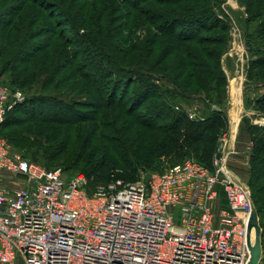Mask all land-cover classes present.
<instances>
[{
    "label": "trees",
    "instance_id": "trees-1",
    "mask_svg": "<svg viewBox=\"0 0 264 264\" xmlns=\"http://www.w3.org/2000/svg\"><path fill=\"white\" fill-rule=\"evenodd\" d=\"M149 1L153 6L145 9ZM239 1H245L248 23L260 20L255 37L246 36L247 83L264 85V0ZM104 2L102 33L87 27L91 19L85 4L77 6L78 0H0V74L10 69L12 83L24 87L46 71L42 90L55 82L68 93L86 96L70 102L44 95L24 97L6 113L0 131L13 128L11 137L20 134L17 128L39 123L45 133L38 136L45 142L36 144L45 155L86 168L85 177L94 180L115 167L125 173L126 166L149 171L177 163L200 149L203 160L208 159L216 150L220 128L228 123L212 106L217 102L226 107L227 97L221 56L228 46L229 26L217 0ZM55 10L70 18L72 29L86 31L80 38L87 46L77 51L88 52L83 61L57 44L56 27L62 24L53 16ZM140 26L152 28L148 34L153 36L143 44L124 33ZM190 98L200 100L210 113L190 118L181 105ZM253 102L264 114V93ZM79 124L86 126L80 130ZM247 131L253 140L248 184L264 244V127L249 125Z\"/></svg>",
    "mask_w": 264,
    "mask_h": 264
},
{
    "label": "built area",
    "instance_id": "built-area-1",
    "mask_svg": "<svg viewBox=\"0 0 264 264\" xmlns=\"http://www.w3.org/2000/svg\"><path fill=\"white\" fill-rule=\"evenodd\" d=\"M23 98L0 88V125ZM226 142L214 169L186 159L89 194L83 174L65 179L0 136V264H247L258 216L248 181L223 162Z\"/></svg>",
    "mask_w": 264,
    "mask_h": 264
},
{
    "label": "rangeland",
    "instance_id": "rangeland-1",
    "mask_svg": "<svg viewBox=\"0 0 264 264\" xmlns=\"http://www.w3.org/2000/svg\"><path fill=\"white\" fill-rule=\"evenodd\" d=\"M105 0H78L77 6H81L82 4H85V13L86 16L90 17L91 22L87 21V27L91 29H95L98 31H101L103 33V25H104V13L102 14L101 9L103 8L105 10V6L107 3L104 2ZM219 10L221 11V15H223L227 19V24L229 26L228 30V46L226 51L221 56V65L223 69L225 70V73L227 75V85L226 90H228V82L231 79V76H239L240 83H241V76L243 75L244 78L242 81V84L239 85L241 88V92H243V102L246 107L247 113L250 112V115H242V122L244 124L245 130H247L249 125H256L259 127H264V114H262L263 107H258L254 104V99L264 93V85L261 83H247L246 73H247V66H248V60L250 58V54L248 52L247 46H246V36L251 35L255 37L256 30L258 29V25L260 24V20H252L250 23H248V14L244 11L245 9V1H239V0H217ZM153 6V3L151 1L146 2L145 9H150ZM162 7H165V5H162ZM161 7V8H162ZM65 9H68V7L65 6ZM218 10V8H217ZM53 12V11H52ZM53 16L58 17L60 19V25L59 27H56L57 32V38L59 40V43L63 47L67 48L68 50L72 51L73 55L77 56L78 60L83 61L85 56H89L88 52L86 54H78L77 51L79 49H85L86 44L83 40H81V36L86 34V31H83L82 29H72L74 28L72 24L70 23V18L66 16L65 14L61 13L58 10H55L53 13ZM85 16V17H86ZM150 27V26H149ZM148 27V31L149 28ZM145 26H140L137 28V30L133 31L131 34L129 30H125V35L128 37V34L132 37L133 41L134 39L141 43H145L146 37L151 38L153 35H149L148 31ZM95 36V35H94ZM106 41L107 38L105 39ZM37 41H34V44H36ZM79 48V49H78ZM79 52V51H78ZM52 59V55H51ZM254 75L257 76V73L259 71L254 70ZM45 72H42L38 74L35 82L31 86H20L18 84H14L11 81L12 75L11 70L8 69L2 74H0V88L6 89L8 91L12 90H20L25 98H30L37 95H44V96H53L56 97L64 102H70L72 100H79L82 101L86 98V96H82V94H77L76 92H67L66 87L57 88L55 85V82L46 88L45 90H42L41 85L44 82L45 79ZM260 75V73H259ZM229 77V79H228ZM236 80L232 79L231 81V87L232 90L235 91L236 87ZM238 86V87H239ZM235 87V88H234ZM240 91V89H239ZM48 98V97H47ZM24 99V98H23ZM52 102V101H49ZM62 105V104H61ZM61 105H58L59 109L61 108ZM181 105L185 109L187 113H192V118L200 117L201 115H207L209 114V109L206 105H204L200 100L198 99H188L187 101H182ZM226 107H222L221 104H213L212 106L218 108L223 114L226 115L227 122V112H228V92L227 97L225 100ZM258 108V109H257ZM55 109V110H56ZM142 110V107H141ZM254 114V115H252ZM37 124V125H36ZM86 125L79 124L77 127H80V130H83ZM228 123L227 126L223 129L220 128L219 136L216 140V150L213 151L212 154L209 156L208 159L203 160L201 157L202 155H205L203 151L200 149L195 154H188L187 156L183 157L181 160H179L177 163L184 161L185 158L187 159H195L196 161H200L204 165H206L210 169H214V159L215 156H217V152L219 150L220 144L222 142V139L225 135H227L228 132ZM13 128H2L0 131L1 138L5 141L7 146L9 147L10 151L19 155L21 158L26 159L31 162H35L47 169H56L59 168L62 170V176L65 179H70L74 175L81 173L84 176L87 175L89 170H86V168H82L81 166H70L67 159H56V160H50L48 156L45 155V151L40 148L39 145L36 144L37 141L40 140V142H45L41 139L38 134H44L45 132H42L41 125L39 123H33L31 126L23 125L16 130L20 132L18 135H12L9 137L8 135L12 134ZM22 132V133H21ZM37 133V135H36ZM66 133V132H65ZM248 133V148L247 151H238L236 148L232 147L231 145L226 146V156L223 162L227 164L228 167L236 171L242 178L247 180L249 182L250 180V152L253 147V140L250 138V134ZM50 134V133H49ZM64 136V131L60 133V135L57 137L58 140H62ZM15 139H10V138ZM54 139L51 137V140ZM42 140V141H41ZM46 140V138H45ZM241 141V140H240ZM56 142V141H55ZM241 145V144H240ZM242 150V149H241ZM186 160V159H185ZM177 163H170L166 164L159 168L154 169H148L149 171H144L142 169L134 170L128 166L123 168V172L120 167H115L109 171H107L109 174H99L97 179H87L86 184V191L93 193V191L96 189L97 186L105 184L111 176L112 178H118L119 176H123L126 179L129 180H139L142 177H146L150 172L154 171H163L166 168H169L170 166L177 164ZM154 170V171H152ZM111 178V179H112ZM110 179V180H111ZM256 209V208H255ZM259 246H260V252H261V246L264 244L262 243L261 239V232L262 228L259 224ZM251 241L252 244L255 243V231L251 232ZM257 264H261V260L258 258Z\"/></svg>",
    "mask_w": 264,
    "mask_h": 264
},
{
    "label": "crops",
    "instance_id": "crops-1",
    "mask_svg": "<svg viewBox=\"0 0 264 264\" xmlns=\"http://www.w3.org/2000/svg\"><path fill=\"white\" fill-rule=\"evenodd\" d=\"M227 77V75H226ZM239 76H231V79L228 82V132L226 136L227 145H231L232 147L236 148L238 151H247L248 148V133L245 130L244 124L242 122V115H250V112L247 113L246 107L243 102V92H241V88L239 85L242 84L244 78L243 75L241 76V83H240ZM229 79V77H228ZM232 79L236 80V85L234 88L236 89L233 91L231 87ZM239 86V87H238ZM240 89V91H239ZM254 115V114H252ZM241 140V141H240ZM241 144V145H240ZM242 149V150H241Z\"/></svg>",
    "mask_w": 264,
    "mask_h": 264
},
{
    "label": "water",
    "instance_id": "water-1",
    "mask_svg": "<svg viewBox=\"0 0 264 264\" xmlns=\"http://www.w3.org/2000/svg\"><path fill=\"white\" fill-rule=\"evenodd\" d=\"M216 155L217 156L219 155V150H218ZM251 219L253 221L257 220V215H256L255 209L252 210ZM259 234H260L259 224H256L255 225V243L249 244L250 258H249V261L247 264H257V260L260 256Z\"/></svg>",
    "mask_w": 264,
    "mask_h": 264
}]
</instances>
